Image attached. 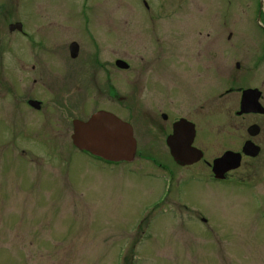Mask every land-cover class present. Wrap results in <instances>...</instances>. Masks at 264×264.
<instances>
[{
    "label": "rangeland",
    "instance_id": "rangeland-1",
    "mask_svg": "<svg viewBox=\"0 0 264 264\" xmlns=\"http://www.w3.org/2000/svg\"><path fill=\"white\" fill-rule=\"evenodd\" d=\"M258 4L0 0V264H264L261 176L210 186L202 163L178 168L166 136L139 117L131 120L138 142L131 164H108L73 147L71 138L73 119L107 104L104 82L93 80L104 75L91 69L95 55L113 64L124 59L127 32L136 68L153 60V46L144 42L152 40V20L175 23L172 32L210 34V42L224 34L228 81L240 75L237 53L264 59ZM107 20L114 22V48L103 40L100 23ZM18 22L25 36L9 31ZM72 42L81 46L77 59L69 54ZM256 71L255 84L264 79V60ZM210 81L216 87L220 79L215 73ZM29 100L43 102L44 110L30 109Z\"/></svg>",
    "mask_w": 264,
    "mask_h": 264
},
{
    "label": "flooded vegetation",
    "instance_id": "flooded-vegetation-1",
    "mask_svg": "<svg viewBox=\"0 0 264 264\" xmlns=\"http://www.w3.org/2000/svg\"><path fill=\"white\" fill-rule=\"evenodd\" d=\"M100 24L106 29V38L103 40L107 41L110 48H114L117 34L116 38L112 37L113 20ZM145 24L147 25V22ZM152 24L154 33L149 34L152 40L144 41L151 42L153 46L152 61L141 60L136 68L128 58L130 49L128 32L123 39V46L121 45L125 57L120 59L128 63L126 69L122 70L116 66L119 58L113 64L112 59L102 60L99 54L95 55L97 60L91 69L96 74L102 72L104 75L99 79L94 77L93 80L96 85L100 81L104 82L107 88L105 95L108 99H105L107 104L103 107L99 105L94 114L101 111L110 112L129 123H132L131 120L133 122L138 120L139 117L142 121L149 122V125L156 126L166 138L173 132L177 122L186 120L195 125L197 138L194 147L204 153L203 171L206 172L211 185L231 187L245 179L258 180L259 176L263 179L264 114H241L243 93L247 89L259 90L260 104L264 107V79L255 84L260 78L254 69L256 67L248 64L250 60L248 61L246 56L236 55L240 61L236 62L235 67L238 65L237 72L243 75L227 82L225 58L221 55L225 46L224 34H219L220 38L210 42V34L172 32L171 28L175 23H169V27H162L158 20H152ZM227 36L226 40L231 41L232 34ZM95 41L98 45L97 38ZM81 52L80 46L77 58L81 56ZM215 73L220 79L216 87L212 86L210 81L211 75ZM8 89L12 91V86L10 85ZM8 101L9 111L14 116V102L11 103L10 99ZM99 102L104 105V102ZM222 102L228 106L222 108ZM29 107L37 112L44 110L43 105L39 110ZM252 126H257L259 130H252L251 133ZM248 142L259 149L256 157L243 154ZM229 152L239 155V167L232 169L235 164L227 165L231 169L221 174L223 175L221 180L215 179L214 161ZM237 174L246 176L238 179Z\"/></svg>",
    "mask_w": 264,
    "mask_h": 264
},
{
    "label": "water",
    "instance_id": "water-1",
    "mask_svg": "<svg viewBox=\"0 0 264 264\" xmlns=\"http://www.w3.org/2000/svg\"><path fill=\"white\" fill-rule=\"evenodd\" d=\"M263 1H261V9ZM261 15V12H260ZM259 15V19H260ZM21 24L11 26V30L21 29ZM77 45L72 46V56H76ZM247 93V94H246ZM245 93V96L251 95V91ZM249 104L246 112H262L258 103ZM193 127L187 125V128L175 133L167 141L171 149V154L175 161L181 165H188L197 162L201 155L191 148L193 140ZM74 144L81 150H87L90 153L100 156L109 161H128L134 159L136 152V142L133 138L132 127L116 116L102 112L92 117L88 122L76 121L74 123V136L72 137ZM250 147L249 150L250 151ZM229 159V156L220 160V162Z\"/></svg>",
    "mask_w": 264,
    "mask_h": 264
}]
</instances>
